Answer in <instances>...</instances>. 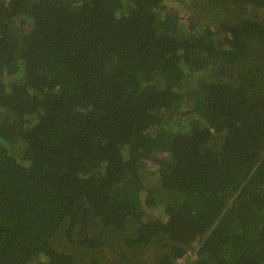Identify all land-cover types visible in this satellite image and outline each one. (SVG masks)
Segmentation results:
<instances>
[{"label":"trees","instance_id":"1","mask_svg":"<svg viewBox=\"0 0 264 264\" xmlns=\"http://www.w3.org/2000/svg\"><path fill=\"white\" fill-rule=\"evenodd\" d=\"M0 264H264V0H0Z\"/></svg>","mask_w":264,"mask_h":264}]
</instances>
